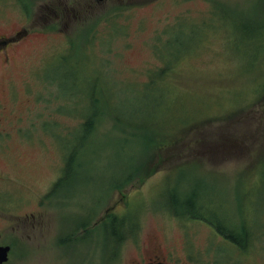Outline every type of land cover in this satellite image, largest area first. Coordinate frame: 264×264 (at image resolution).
I'll list each match as a JSON object with an SVG mask.
<instances>
[{
    "label": "rangeland",
    "instance_id": "rangeland-1",
    "mask_svg": "<svg viewBox=\"0 0 264 264\" xmlns=\"http://www.w3.org/2000/svg\"><path fill=\"white\" fill-rule=\"evenodd\" d=\"M86 6L0 0V34L35 29L0 47L1 199L37 215L8 264H264V0Z\"/></svg>",
    "mask_w": 264,
    "mask_h": 264
},
{
    "label": "flooded vegetation",
    "instance_id": "flooded-vegetation-1",
    "mask_svg": "<svg viewBox=\"0 0 264 264\" xmlns=\"http://www.w3.org/2000/svg\"><path fill=\"white\" fill-rule=\"evenodd\" d=\"M27 1V4L30 3L31 4V7L32 5H35L36 2H38V0H26ZM78 3L81 5V8H84V7H87L86 6V2L88 0H77ZM95 3L97 5H99L101 9L103 10H107L108 11V14L110 13H113L117 8L120 9H124L126 11L128 10H131L134 8V5H144V4H147L148 3V0H94ZM68 6L63 8V15L62 16H58L57 18H55V14L58 15V12H55L54 8L52 6H49V5H41L38 7V10H44L42 11V14L40 15L41 19L43 20V25L45 27H47V29H49V31H56L58 29V26L63 24V21L65 20L66 17L69 18V16H65L67 15V11H68V14H69V11L70 9H73L69 2L67 3ZM36 8V7H35ZM85 12V11H83ZM82 12V13H83ZM29 13V12H28ZM30 16H29V21H30ZM35 29H34V26H30L28 27L27 25H22L21 28L19 29H14V31L9 34V35H6V34H0V47H4L5 50L3 51L4 53V60L8 57V54H9V48L8 45L12 42H15L17 40H19V42L27 37L31 32H33ZM9 58H7L8 60ZM6 60V61H7ZM1 111H6V107L3 106L1 109H0V112ZM18 119V118H16ZM6 120V117L3 116V115H0V125H4V122ZM6 180V177L0 173V223L3 222V225L1 226L0 225V245L2 246H10V250L8 252V259L3 263V264H8L9 262V254L12 250V245L9 244L6 240V234H5V229L8 227V224H7V218H8V214L11 215V216H15V220H14V223L12 224L11 226V229L15 232V236H16V239L17 241L20 243L23 238L20 237L19 233H21L22 235V231L21 230H24L28 227H33L35 228L36 227V222H37V215L36 213L34 212H26V213H12V212H8L5 210L4 208V205H7V202L3 201L1 198L6 196V190H4L3 186L1 187V185L3 184V182ZM61 182V180H60ZM55 185H59V182L56 181L55 182ZM55 188V187H54ZM51 189V188H50ZM52 190V189H51ZM11 192V191H9ZM52 191H50L49 194H51ZM13 193V192H11ZM48 194V195H49ZM47 197V195L45 196V198ZM44 199L40 200L38 202V205H42ZM41 213V212H40ZM9 221V220H8ZM6 237V238H5ZM170 258L173 259V255L171 254L170 255ZM174 262L176 261H180L179 259H176L174 257L173 259ZM136 264V263H135ZM145 264H161V263H157V262H151V261H148L146 262Z\"/></svg>",
    "mask_w": 264,
    "mask_h": 264
},
{
    "label": "trees",
    "instance_id": "trees-1",
    "mask_svg": "<svg viewBox=\"0 0 264 264\" xmlns=\"http://www.w3.org/2000/svg\"><path fill=\"white\" fill-rule=\"evenodd\" d=\"M94 102L98 101V98L93 97ZM96 116V113H93L91 117ZM89 129H92L95 127V121L94 118H88L85 124ZM93 130V129H92ZM143 159L139 164V167H142L144 169H147V164L142 165ZM131 175V174H130ZM130 177H127L129 179ZM215 217V216H214ZM212 224L215 225V227L218 229L219 232L224 234L226 238L232 241V244H236L238 247H240L242 250H246L249 246V243L252 240V236H250L249 227L247 223H241L239 226L236 223L233 222H213L212 220H209Z\"/></svg>",
    "mask_w": 264,
    "mask_h": 264
},
{
    "label": "water",
    "instance_id": "water-1",
    "mask_svg": "<svg viewBox=\"0 0 264 264\" xmlns=\"http://www.w3.org/2000/svg\"><path fill=\"white\" fill-rule=\"evenodd\" d=\"M9 250H10V246L0 245V264H3L8 259Z\"/></svg>",
    "mask_w": 264,
    "mask_h": 264
}]
</instances>
